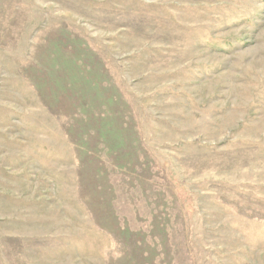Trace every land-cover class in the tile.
<instances>
[{
  "label": "rangeland",
  "instance_id": "1",
  "mask_svg": "<svg viewBox=\"0 0 264 264\" xmlns=\"http://www.w3.org/2000/svg\"><path fill=\"white\" fill-rule=\"evenodd\" d=\"M0 264H264V0H0Z\"/></svg>",
  "mask_w": 264,
  "mask_h": 264
}]
</instances>
